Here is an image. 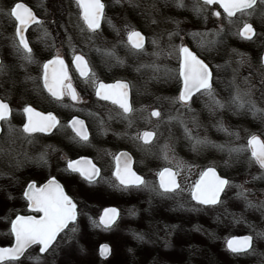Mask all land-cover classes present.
Wrapping results in <instances>:
<instances>
[{
  "label": "rangeland",
  "instance_id": "obj_1",
  "mask_svg": "<svg viewBox=\"0 0 264 264\" xmlns=\"http://www.w3.org/2000/svg\"><path fill=\"white\" fill-rule=\"evenodd\" d=\"M191 1L189 8L190 5L194 7L196 4L195 0ZM105 2L110 8L116 0H105ZM150 2L154 3L156 9L150 14H153L154 26L153 23L148 26L149 15L145 8L133 15L128 14L129 0H119L118 13H112V9H108L107 21L110 20L111 16L116 18L117 39L114 41L105 39L103 33H84V38L81 39L79 34L82 33V25L78 12L71 0H64L65 13L60 19L72 31L68 30L65 37L64 34L55 32L59 36L57 40L63 42H55L54 50L57 51L62 46H65L72 54L78 50H83L92 59V65L95 69L93 73L97 72L98 64L102 61H113L116 67L113 69L121 73L119 76L131 80L137 95L142 93L144 83H149V92L147 93L151 102L148 104L149 108L153 106L152 102H159V99L165 100L167 105L166 109L160 112V117L156 120L150 118L149 125L155 130L156 136L147 148L148 155L138 158L139 163L145 162L146 169H148L146 172L149 178L147 180L148 187L128 191L129 195L123 199L124 202L122 199L119 201L122 207L121 218L116 224L117 230L112 232L113 239L111 241L114 252L121 254L126 251L131 252V249L138 251L148 247L152 250L151 253L156 254L154 256L156 260L151 261L150 264H190L191 251L196 249V259L191 264H264V237L257 236V233H264V209L248 207L246 201L243 198H237L236 195L241 190L236 185H242L247 192L248 200L254 205L264 201V170L256 169L254 163H249V151L241 152L238 155L234 153L231 157L227 151V147H246L250 134L256 131L251 123H247L245 128L241 127L234 116L236 109L228 103L230 96L234 93V89L230 86L234 75L233 69L239 68L236 83L242 88L245 87L243 78L250 74L253 75V83L256 84V87L252 89L251 98L255 100L258 107L264 108V95L261 94L258 77L255 75L260 66V53L264 48V5L258 3L254 6V11L249 9L248 11L253 12L251 16L237 13L229 23L226 15L217 18L212 14V11H217V9H211L207 6L200 15L194 12V20L185 15L176 16L173 20L161 19L162 16L157 14L158 0ZM6 5L0 0V10L6 9ZM145 7L147 8V6ZM42 15L45 17L48 12L45 10ZM1 19L6 20L0 15ZM163 21L167 25L162 24ZM58 23L61 22L58 21ZM245 23H250L255 30L256 35L252 40H245L237 34ZM126 25L148 30L151 34V40L155 38L157 41L161 30L164 28L165 41L167 42L164 44V55L167 57L176 55L174 46L190 42L198 48L218 70L214 77L213 88L216 98L223 102L225 107L216 109L214 112L210 111L205 107V104L208 103L206 96H201L200 99L192 103L193 112H188L185 107L176 106L174 101L177 96L168 94L173 80L167 78L166 71L164 74L160 70L157 61V57L162 54L153 55L154 52H158L159 47L153 46L152 60L147 59L150 53L146 49L138 55L135 54V60H130L126 48L121 50L118 47L122 42V34L126 33ZM221 29L223 30L220 31ZM117 30H119V34ZM218 31L220 32L219 36L215 35ZM172 32H178V35L169 39V33ZM194 33L199 35H192ZM209 41H216V43L209 44L207 43ZM202 42L206 44L205 47L200 46ZM9 44L13 43L9 42ZM106 52L113 54L106 55ZM240 54H243L246 61L243 66L238 64V61L241 60ZM96 56H100V59H97ZM33 57V63L29 64L21 58L22 61L17 66L20 71L24 72L25 77L38 70L40 60L35 58L34 54ZM118 61H123V63ZM9 62L6 63L8 68H11ZM167 63H169L168 60ZM153 64L156 65L155 68L143 67ZM138 68L139 71H137ZM27 81L32 82V79ZM142 103L146 104L140 96L136 104ZM144 104L142 105L145 106ZM139 113L141 114V109ZM193 116L197 118L198 126L192 123ZM181 120L192 130L193 136L206 139L208 143L193 150L192 141L186 138ZM93 124L98 133L105 132L104 134L107 133L106 136H108L107 130H112V125L109 126L103 120L99 125L100 128L97 126L99 123H96L95 118ZM221 124L228 132L220 130ZM258 130H260L259 126H257ZM229 132L238 133L239 137L229 135ZM260 132L264 136V122ZM136 136L138 135L134 132L133 137ZM18 145L20 144L15 143V146ZM217 145H225L226 147L221 150ZM39 146L44 151V143ZM19 151L29 157L28 153L31 148L28 143H22ZM165 165L176 169L181 190L175 194L162 197L157 194L158 186L154 175L158 169ZM209 165H213L225 173L232 186L227 188L223 194L222 204L213 207H201L190 201L189 192L200 172ZM254 177L261 178L254 179ZM89 232L91 231L87 230L77 236L70 232L69 235L64 236V239L59 238L54 251L46 258L49 257L52 264L92 263V259L86 257L84 252L88 253L94 249L99 236L94 231L91 234ZM243 233L253 236V249L248 254L240 256H232L227 253L225 249L226 238ZM142 234L144 240L138 239L137 237ZM132 236L135 237L133 241H131ZM67 244L70 249L66 253L65 261L64 256H62L63 251L59 250L66 247Z\"/></svg>",
  "mask_w": 264,
  "mask_h": 264
},
{
  "label": "flooded vegetation",
  "instance_id": "obj_2",
  "mask_svg": "<svg viewBox=\"0 0 264 264\" xmlns=\"http://www.w3.org/2000/svg\"><path fill=\"white\" fill-rule=\"evenodd\" d=\"M63 1L64 0H60V2L59 0H21V2H25L29 7L33 8L38 19L44 22L43 28L47 29L50 33V37L47 41L41 39L42 30L37 25H32L25 33L35 58L40 60V64L35 60L38 63V70L27 77H25L24 72L20 71V68H17L22 59L16 52L13 44H9V42L13 43L14 27L9 20H0V61H3L4 64V74L0 75V100L8 103L11 107L12 114L10 123L15 129L14 132L9 134L8 122H0V128L3 129V132L0 133V149H2V151H0V247H10L14 244V236H12L10 232V221L14 220L16 215H37L31 212L27 206V201L23 198V190L26 189L27 184L34 181L37 186H42L47 183L49 179L54 177L77 204V231L75 235L77 236L90 230V234L94 231L99 236L94 249L88 253L84 252L86 257L92 259V263L90 264H150L151 261L156 260L154 259L156 254L151 253L152 250L148 247L141 248L138 251H136L137 249H131V252L126 251L117 254L116 251L114 252V248L111 245L113 233L117 230L116 224L121 218L122 207L121 204H119L120 199L123 201L124 198H127L129 195V193H127L128 191L142 188H124L116 179L115 172L117 157L123 160L121 154L124 153L127 154V158L131 161L132 170L146 181L149 179L148 174H146L148 169H146L145 162L142 161L139 163L138 158L148 155L147 148L153 140L149 144H145L139 137L145 131L155 132V130L150 127L149 121L150 118L151 120H156L158 117L151 116V113L153 111L162 112L166 109L167 105L165 104V100L159 99V102H152L153 106L149 108L148 104H151L147 94L149 92V83H144L142 93H138V96L131 80L127 77L119 76L121 73L113 69L115 67V62L113 61H102L98 64V69H96L97 72L95 71L93 73L95 69L89 54L83 52V50L74 52L75 55H83L88 62V67L91 69L88 77H82L75 63H73L74 53L72 54L65 46H62L57 51L54 50L56 46L55 42H60L57 40L59 36L56 35L55 32H59V34L62 33L65 37L68 30L72 31V29L60 19L65 13ZM71 1L78 12L82 28H85L82 18L80 17V9L75 3V0ZM150 1L154 0H131V3H129L127 7L128 14L133 15L140 12L142 8H145L149 15L148 26H151L153 23V14H150L156 9L154 3ZM1 2L7 4L6 9H3L7 10L14 3V0H1ZM101 2L105 5L104 18L101 20L100 29H98L95 34L103 33L105 39L115 41L117 39V34L115 32V27L117 26L116 18L111 16L110 20L107 21V14L108 9H112V13H118V3H112L109 8L105 0H101ZM158 2L159 9L157 10V14L160 17L162 16L161 19L173 20L176 16L185 15L190 17L191 20H194L193 16L195 13L193 7L190 5L189 8V3L192 2L191 0H184L183 7H178L180 0H158ZM136 5L139 6L137 7ZM145 6H147V8ZM207 7L217 9V11L222 13L221 16L226 15L218 6ZM45 10L48 12V15L44 17L42 14ZM192 13L194 14L192 15ZM58 21L61 23H58ZM162 24H166V22L163 21ZM135 29L140 31L145 37V49L150 53L147 59L152 60L151 54L153 53V44L151 43L150 32L144 28ZM164 32L165 30L163 28L157 41L159 44L158 52L162 54L157 57V61L160 65V70L164 74L166 71L167 78L173 80V83L170 84L169 87L171 89L168 88L170 93H165L178 97V89L182 87V83H178L177 81L179 59L177 54L168 57L164 55V44L167 43L165 41L166 36ZM84 33L89 32L86 29L82 31V33L79 34L81 39L84 38ZM121 37L122 41L127 40L126 33H123ZM53 42L55 44L54 47L51 46ZM183 45L196 52L201 59L209 64L213 71L214 82V77L218 70L212 65L211 60L190 42ZM118 47H120L121 50L125 47L129 59L135 60V54L129 50V47L126 46L125 43L121 42ZM121 53L124 54L123 52ZM57 54L64 60L66 66L64 70L70 78L65 83H70L75 89L79 97L78 101H73L71 97L67 95H65L63 100L57 101L43 88V64L54 59ZM96 57L100 59V56ZM167 60L169 63H167ZM8 61H10L9 63H11L13 68H8V64L6 63ZM59 71V65L50 68V73ZM29 79H32V82H28L27 80ZM115 81H121L130 86L129 100L133 111L124 116L120 115L122 110H120L117 105L112 104L111 101L101 100L96 95V90L100 83L110 84ZM163 87L165 89V85ZM140 96H142L143 101H145L147 105L144 103L142 104L145 106L136 104ZM200 98L201 96L197 94V96L193 97V101ZM25 106H31L37 112L45 115L52 113L59 123L49 132L34 133L30 138H26V135L22 132L23 124L27 122V116L23 113V108ZM176 106L180 105L176 104ZM140 109L141 114L139 113ZM234 116L237 118L238 124L243 128L246 127L247 123H251L252 126L256 128L253 134L259 135L261 139H264V136L260 132L264 120H262L259 115L253 116L250 111L245 109L240 111L235 110ZM94 118L96 123H99L97 126L101 124L102 120L103 122H107L109 126L112 125V130H107L108 136H106L107 133L104 134L105 132L98 133L93 124ZM73 119L83 121L84 130L89 137L87 142L81 141L76 135V132L73 131L71 124ZM257 126L260 127L258 131ZM134 132H136L138 136L133 137ZM29 139L31 142H29ZM15 143H19L20 145L15 146ZM22 143H28L30 146L31 151L28 153L29 157L19 151ZM41 143H44V151H42L39 146ZM39 149H41V151H39ZM41 154H44V160L40 159ZM82 158L90 160L92 164L99 169V176H96L91 183L83 179L78 173H71L67 170L69 161L80 160ZM209 166L216 168L213 165ZM254 166L256 169H259L258 165L254 164ZM165 167H170L176 172V169L169 165L162 166L154 175L157 186L159 184L157 173ZM205 168H203V170ZM216 170H218L221 175L227 177V175L219 169L216 168ZM177 181L179 183L178 175ZM192 186L189 192V198L193 204L197 205V203L191 199ZM108 207L116 208L118 216L112 227L105 229L102 225H99V220L103 210ZM69 234L70 232L61 233L57 240H59V238L64 239V236ZM146 234H148V232H146ZM142 236L144 235L142 234ZM132 237L133 238L130 237L131 241L135 238L134 236ZM109 238L111 239L109 240ZM142 240H144V237ZM103 243L108 244L111 250L110 253L104 257H102L99 252V246ZM68 249H70V247H68L67 244L66 247L59 250L61 252L63 251L62 256H64L65 261ZM37 253L38 248L33 245L32 248L25 253V256L21 258L23 264H35L33 260L27 257L28 255L36 256ZM51 254L52 251L50 254H46V256ZM190 259L191 263L195 261L196 249L191 251ZM45 264H52L49 257L45 259Z\"/></svg>",
  "mask_w": 264,
  "mask_h": 264
},
{
  "label": "snow or ice",
  "instance_id": "obj_3",
  "mask_svg": "<svg viewBox=\"0 0 264 264\" xmlns=\"http://www.w3.org/2000/svg\"><path fill=\"white\" fill-rule=\"evenodd\" d=\"M75 3L80 9V17L85 26L81 30L86 29L89 33L95 34L101 27L105 5L101 0H75ZM116 3H119V0H116ZM129 3H131V0H129ZM258 3L264 5V0H196L193 11L197 15H200L203 13L205 6H218L223 9V13L226 14L229 23H231V18L236 16L237 13L251 16L253 12L248 10L251 9L254 11V6ZM136 6L138 7L139 5ZM183 6V2L180 0L178 7ZM212 14L217 18L222 15L220 11H215ZM0 15L9 20L14 27L13 47L16 52L27 63H33V50L30 47V42L25 33L32 25H37L42 30L41 39L47 41L50 33L47 29L43 28L44 22L38 19L32 7H29L25 2H21V0H14V3L7 10H0ZM153 23H155V20H153ZM117 32L119 34V30ZM237 34L245 40H252L256 35L250 23H245L242 30ZM175 35H178V32L169 33V39ZM192 35L199 34L194 33ZM215 35L219 36L220 32H216ZM126 36L127 40L122 42L129 47V50L133 54L138 55L145 51V37L140 31L130 25H126ZM151 43L153 46L159 47L155 38ZM207 43L215 44L216 41H209ZM51 46H55L54 42ZM200 46L205 47L206 44L202 42ZM97 51H100V49H97ZM174 51L179 59L177 81L178 83H182V87L178 89L179 95L174 103L185 107L188 112H193L194 109L191 107L194 102L193 97L199 94L200 96H206L208 98V103L205 104V107L210 111L214 112L216 109H223L225 104L216 98L215 89L213 88V71L209 64L201 59L196 52L183 44L174 46ZM105 54L112 55L113 53L106 52ZM153 55L158 56L159 52H154ZM240 55L241 60L238 61V64L243 66L246 61L243 54ZM118 62L123 63V61ZM73 63H75L82 77L89 76L91 69L88 67V62L83 55H75L74 53ZM55 65L60 66V71L50 73V68ZM65 67L64 60L58 54L54 59L43 64V88L57 101L63 100L65 95L70 96L73 101H78L79 97L75 89L70 83H65L70 79L64 70ZM143 67L155 68L156 65H144ZM217 67L219 68L220 66ZM249 67H251L250 64ZM137 71H139V68ZM233 73L234 75L230 86L234 89V93L229 98V105L238 111L246 109L253 116L259 115L264 120V108L258 107L255 100L251 98L252 89L256 87V84L253 83V75L250 74L243 78L245 87L242 88L236 83L239 68L233 69ZM3 74L4 64L3 61H0V75ZM255 75L258 77L261 94L264 95V58H261L259 69ZM129 91L130 86L127 83L117 82L115 85L100 83L96 90V95L101 100L111 101L112 104L117 105L122 110L120 115L124 116L133 111L129 100ZM23 113L27 116V122L23 124L22 128V132L26 135V138H30L34 133L49 132L59 123L52 113L45 115L37 112L31 106H25ZM11 114L12 109L9 104L0 100V122H8L9 134L15 131L10 123ZM160 115L161 113L159 111H153L151 113V116L154 117H160ZM180 122L184 127L186 138L192 141L193 150H196L200 145L208 143L206 139L193 136L192 130L188 128L187 124L183 120ZM192 123L197 124V118L195 116L192 117ZM71 124L73 131L76 132L80 140L87 142L89 137L84 130L83 121L73 119ZM220 130L228 132L226 128H223L222 124L220 125ZM2 132L3 129L0 128V133ZM228 134L236 135L237 138L239 137L238 133L229 132ZM155 135L153 131H145L139 138L145 144H149ZM29 142H31L30 139ZM217 147L224 150L226 146L217 145ZM227 151L230 157L234 153L238 155L241 152L250 151L249 163H254L259 166V169L264 170V139H261L259 135L250 134L246 147H227ZM121 157H123V160L117 157L115 172L119 184L124 188L148 187L147 181L132 170L131 161L127 158V154L122 153ZM40 159L44 160V154H41ZM67 170L71 173H78L90 183L96 176H99V169L90 160L84 158L69 161ZM157 175L159 177V184L156 189L158 195L164 197L181 190L176 179L177 173L173 172L172 169L165 167ZM260 178L254 177V179ZM231 186V182L228 179L218 175L214 167H209L201 173L200 179L192 186L191 198L199 205L217 206L223 203L222 194ZM236 187L241 189L236 194L237 198H243L248 207L264 209V201L254 205L248 200L247 192L243 189V186L236 185ZM23 198L27 201V206L31 212L37 215H16L15 219L10 221V232L14 236V244L10 247H0V264H23L21 258L25 256V253L33 245L37 246L38 253L36 256L28 255L27 258L33 260L35 264H45L46 254L54 251L57 238L60 234L66 232L76 233L77 231V204L54 177L42 186H37L34 181L28 183L26 189L23 190ZM117 216L116 209H106L104 215L99 220V225H102L105 229H109L115 223ZM257 236L264 237V233H257ZM137 238L142 240L143 236L139 235ZM227 247L234 254H248L253 249V236L233 237L227 242ZM110 251L108 245H102L100 255L107 256Z\"/></svg>",
  "mask_w": 264,
  "mask_h": 264
},
{
  "label": "water",
  "instance_id": "obj_4",
  "mask_svg": "<svg viewBox=\"0 0 264 264\" xmlns=\"http://www.w3.org/2000/svg\"><path fill=\"white\" fill-rule=\"evenodd\" d=\"M243 28V27H242ZM242 28H241V30H242ZM261 58H264V50H263V52H262V55H261ZM48 62V61H47ZM46 62V63H47ZM50 71V70H49ZM117 82H121V81H115V82H113V83H110V84H106V85H115V84H117ZM167 168H169V167H167ZM209 168V167H208ZM164 169V168H163ZM162 169V170H163ZM170 169H172V168H170ZM207 169V168H206ZM205 169V170H206ZM204 170V171H205ZM172 171L173 172H175L173 169H172ZM217 171V170H216ZM217 174H218V172H217ZM138 175V174H137ZM219 175V174H218ZM222 177V176H221ZM222 178H225V177H222ZM158 179H159V177H158ZM177 179V178H176ZM200 179V177L198 178V180ZM226 179V178H225ZM197 180V181H198ZM194 201V200H193ZM196 202V201H195ZM106 209H116V208H113V207H108V208H106ZM106 209H104L103 210V212H102V214H101V216H100V218L104 215V212H105V210ZM117 210V209H116ZM250 234H241V235H234V236H230L227 240H226V248L228 249V247H227V242L230 240V239H232L233 237H243V236H249ZM102 245H108V244H106V243H103V244H101L100 246H99V252H100V248H101V246ZM229 250V249H228ZM230 251V250H229ZM102 257H104V256H102Z\"/></svg>",
  "mask_w": 264,
  "mask_h": 264
},
{
  "label": "trees",
  "instance_id": "obj_5",
  "mask_svg": "<svg viewBox=\"0 0 264 264\" xmlns=\"http://www.w3.org/2000/svg\"><path fill=\"white\" fill-rule=\"evenodd\" d=\"M227 253H229L232 256H240V255H242V254H234V253H230V252H227Z\"/></svg>",
  "mask_w": 264,
  "mask_h": 264
}]
</instances>
